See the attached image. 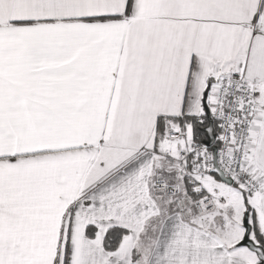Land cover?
<instances>
[{
  "label": "snow or ice",
  "instance_id": "6c2138e0",
  "mask_svg": "<svg viewBox=\"0 0 264 264\" xmlns=\"http://www.w3.org/2000/svg\"><path fill=\"white\" fill-rule=\"evenodd\" d=\"M0 264H264V0H0Z\"/></svg>",
  "mask_w": 264,
  "mask_h": 264
}]
</instances>
